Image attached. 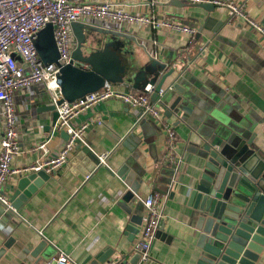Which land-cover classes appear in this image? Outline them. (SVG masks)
<instances>
[{
  "label": "crops",
  "instance_id": "0c3cea01",
  "mask_svg": "<svg viewBox=\"0 0 264 264\" xmlns=\"http://www.w3.org/2000/svg\"><path fill=\"white\" fill-rule=\"evenodd\" d=\"M83 1L109 3L132 15L196 31L190 43L185 34L168 27L124 25L118 32L89 19L71 25V55L79 47L84 54L103 45L109 47L108 53L115 56L116 63L108 66L119 77V82L110 84L117 91H142L150 82L148 74L155 62L165 61L168 69L176 71L166 80L164 89L182 73L185 112L177 114L179 119L165 115L179 97L169 90L162 104L157 105L162 124L117 100L100 103L80 115L75 123L89 124L85 144L75 147L62 168L46 173L49 178L18 211L11 212L6 221L0 215V264H54L59 252L77 264H106L116 259L130 264H196L199 232L183 197L196 174L191 132L204 134L210 126L222 125L216 117H210L216 109L226 111L227 114L217 112L238 126L252 130L262 127L264 37L241 18L229 22L226 11L216 9L208 14L183 0ZM232 1L243 4L246 15L264 28V0ZM207 18L214 22L205 28ZM201 46L205 53L197 58ZM50 100L51 93L43 87L16 94L19 152L13 157L12 167L34 165L39 158L35 146L41 143H46L50 157L62 148L66 135L54 130L56 113ZM163 124L175 134L174 155L179 160L172 167L164 161L168 141L160 127ZM2 131L0 120V135ZM258 132L257 139L261 140ZM84 147L95 156L108 153L107 167L91 170L82 156ZM123 165L128 170L119 177L117 172ZM171 169H175L172 186ZM84 172L89 178L82 181ZM22 177L1 187L8 201ZM153 192L163 195L165 219L150 247V259L140 263L137 257L130 256L138 234L130 236L126 228L132 215L142 220L144 207L140 201ZM256 264H264V257Z\"/></svg>",
  "mask_w": 264,
  "mask_h": 264
},
{
  "label": "water",
  "instance_id": "95a60500",
  "mask_svg": "<svg viewBox=\"0 0 264 264\" xmlns=\"http://www.w3.org/2000/svg\"><path fill=\"white\" fill-rule=\"evenodd\" d=\"M194 6L208 14L216 11L210 3ZM213 22V19L207 18L205 28ZM37 37L35 47L41 60L55 63L58 54L52 27L47 26ZM108 50L111 51L103 45L84 54L79 47L71 55L68 65L62 67L58 74L60 101L72 102L100 90L105 82H119L118 74L111 72L108 66L109 63H116L115 56L109 54ZM174 72L175 69H168L164 61L153 63L152 72L148 74V84L154 86L151 101H155L160 93L163 97L169 90L179 94L165 114L168 118L173 115L178 117L179 112H185L182 96L186 88L182 85V73H178L166 89L163 88ZM217 111L227 112L216 109L210 115L222 125L210 126L204 134L191 132L194 139L190 141V148L196 160V174L186 186L183 197L189 216L196 221L199 232L196 264H256L261 256L264 257V124L259 130H252L233 124L230 118ZM258 131L261 132V140L257 139ZM82 156L91 170L99 167L97 158L87 147L83 148ZM127 170L128 166L123 165L117 176L123 177ZM87 175V172L82 173L81 180L84 181ZM48 178L44 171L20 178L9 201L12 210L5 211L3 207L0 210L2 220L6 221L11 212L18 211L21 204ZM140 224L141 218L132 215L127 233L136 236Z\"/></svg>",
  "mask_w": 264,
  "mask_h": 264
},
{
  "label": "built area",
  "instance_id": "2783aa9c",
  "mask_svg": "<svg viewBox=\"0 0 264 264\" xmlns=\"http://www.w3.org/2000/svg\"><path fill=\"white\" fill-rule=\"evenodd\" d=\"M190 4L210 3L218 10L226 11L229 22L241 18L245 24L254 28L264 37V28L251 20L245 13L244 5L236 1L219 0H183ZM94 20L111 30L122 32L124 25H138L155 29L168 27L180 31L195 40L196 31L189 27L161 22L145 16L132 15L120 6L83 0H0V120L3 131L0 135V189L10 180L31 173L44 171L52 173L62 168L77 145L85 144L88 123L76 124L75 120L91 109L108 100H117L132 109H138L145 117H151L161 123L162 116L157 105L162 104V94L151 101L154 86L147 84L142 91L124 93L117 91L110 83L93 93L84 95L72 102L60 101L58 74L68 65L74 47L71 25L77 21ZM47 26L52 27V34L58 58L55 63H44L39 57L34 40ZM16 54L19 60L14 59ZM205 53V47L199 48L198 57ZM33 87H43L51 93L50 103L56 113L54 130L65 133V140L60 151L53 157L48 156L46 143L35 146L39 158L34 165L22 168L12 167V160L19 152L17 129L18 115L15 109V97L18 92H27ZM162 124V123H161ZM168 141L164 161L172 167L179 158L174 155L175 134L167 125H162ZM162 129V128H161ZM98 166H105L108 153L96 155ZM172 170V169H171ZM169 185L174 182L175 169L172 170ZM89 175L85 176L87 180ZM163 195L153 192L141 199L144 215L139 227L137 241L133 244L130 256L139 262L150 259V247L161 223L165 219L161 206ZM140 200V199H139ZM0 204L5 211L12 210L9 201L0 191ZM54 264H77L69 256L59 252L53 259ZM106 264H130L120 259L110 260Z\"/></svg>",
  "mask_w": 264,
  "mask_h": 264
},
{
  "label": "rangeland",
  "instance_id": "374dc122",
  "mask_svg": "<svg viewBox=\"0 0 264 264\" xmlns=\"http://www.w3.org/2000/svg\"><path fill=\"white\" fill-rule=\"evenodd\" d=\"M37 42H38V37H36V39L34 40V45H36ZM12 57H13L14 59L19 60L18 56H17L16 54H14V53L12 54ZM19 61H20V60H19Z\"/></svg>",
  "mask_w": 264,
  "mask_h": 264
}]
</instances>
